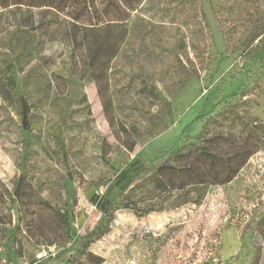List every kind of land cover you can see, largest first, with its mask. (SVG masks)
Returning <instances> with one entry per match:
<instances>
[{
    "label": "rangeland",
    "instance_id": "374dc122",
    "mask_svg": "<svg viewBox=\"0 0 264 264\" xmlns=\"http://www.w3.org/2000/svg\"><path fill=\"white\" fill-rule=\"evenodd\" d=\"M199 2L210 30L205 37L191 11L176 21L166 15L170 0H143L111 62L106 95L111 104L106 107L90 81L83 85L85 101L66 109L59 95V74L70 65L75 71L86 65L84 46L69 18L62 16L51 27L42 46L37 33L26 28L12 26L3 34L20 75L42 102L46 124L63 142L78 174L71 182L68 163L39 147L28 170L31 189L21 205L14 195L21 159L16 118L0 99V255L11 246L13 264H63L56 257L62 243H49L61 230L50 208H68L75 234L90 231L100 215L96 203L127 162L136 157L148 163L183 138L187 125L189 135L196 134L202 121L195 116L220 101L219 110L226 104L221 98L239 86L249 88L241 100L250 101L239 110L264 121V48L233 51L209 0ZM262 77V85L253 86ZM143 81L154 84L162 100L139 92ZM122 124L133 130V151L121 145ZM109 197L118 203L123 196L113 190ZM38 214L48 218L44 231ZM263 215L264 146L231 182L205 189L199 204L142 217L117 209L110 231L89 249L103 258L101 264H252L259 249L258 264H264Z\"/></svg>",
    "mask_w": 264,
    "mask_h": 264
},
{
    "label": "trees",
    "instance_id": "16d2710c",
    "mask_svg": "<svg viewBox=\"0 0 264 264\" xmlns=\"http://www.w3.org/2000/svg\"><path fill=\"white\" fill-rule=\"evenodd\" d=\"M143 0H0V99L16 118V130L21 145L20 174L14 195L25 202L31 189L28 170L39 147L52 154L60 163H68L71 182L78 174L65 151L63 142L42 115V102L33 94L27 79L20 75L3 34L12 26H19L37 33L39 44H44L51 27L65 16L71 20L74 37L79 33L86 53L85 68L75 71L70 65L59 74L57 89L69 108L74 102L85 101V81L93 82L104 106L110 105L107 97L108 74L111 62L128 37V21ZM166 15L172 19L186 16L188 11L196 15L202 37L210 34L206 15L199 0H170ZM210 11L220 25L224 39L232 50L246 52L255 46L264 48V0H209ZM190 13V12H189ZM50 17V18H48ZM48 18V19H47ZM177 21V20H176ZM174 22V21H172ZM185 49V44H180ZM263 77L254 85L261 86ZM144 82V81H143ZM249 88H236L223 96L226 104L216 110L218 104L198 113L194 120L202 121L200 130L189 135L184 127L179 141L159 155L141 162L132 158L112 180L105 196L96 203L100 215L90 231L75 234L69 210L50 208L58 234L50 244L62 243L56 254L63 264H101L103 258L93 254L89 247L107 234L117 209L123 208L142 217L151 212L174 209L185 204H199L209 186H223L231 182L249 158L264 146V121L239 110L247 109L250 101L242 99ZM139 92L154 100H162L154 84L144 82ZM238 97L234 100H228ZM165 103V102H164ZM46 128V136H43ZM121 145L128 151L135 146L132 128L121 126ZM67 167V165H65ZM81 175V174H79ZM76 182V181H75ZM113 190L122 194L119 202L110 200ZM42 203L43 202H39ZM40 231H44L48 218L38 214ZM260 222L264 224V215ZM75 235V236H73ZM13 248L3 254L13 256ZM259 249L252 254V264H258Z\"/></svg>",
    "mask_w": 264,
    "mask_h": 264
},
{
    "label": "built area",
    "instance_id": "2783aa9c",
    "mask_svg": "<svg viewBox=\"0 0 264 264\" xmlns=\"http://www.w3.org/2000/svg\"><path fill=\"white\" fill-rule=\"evenodd\" d=\"M0 264H13V262L8 260L4 255H0Z\"/></svg>",
    "mask_w": 264,
    "mask_h": 264
}]
</instances>
